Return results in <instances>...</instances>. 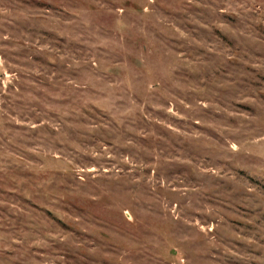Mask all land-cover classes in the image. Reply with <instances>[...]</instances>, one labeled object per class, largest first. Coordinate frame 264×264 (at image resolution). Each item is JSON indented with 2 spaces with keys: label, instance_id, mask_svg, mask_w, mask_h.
<instances>
[{
  "label": "rangeland",
  "instance_id": "rangeland-1",
  "mask_svg": "<svg viewBox=\"0 0 264 264\" xmlns=\"http://www.w3.org/2000/svg\"><path fill=\"white\" fill-rule=\"evenodd\" d=\"M0 264H264V0H0Z\"/></svg>",
  "mask_w": 264,
  "mask_h": 264
}]
</instances>
